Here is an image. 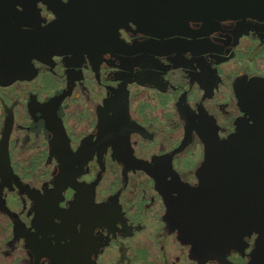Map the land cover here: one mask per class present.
<instances>
[{
	"label": "flooded vegetation",
	"instance_id": "1",
	"mask_svg": "<svg viewBox=\"0 0 264 264\" xmlns=\"http://www.w3.org/2000/svg\"><path fill=\"white\" fill-rule=\"evenodd\" d=\"M20 1L23 28L56 15ZM119 36L38 51L0 78V264H249L255 231L223 261L193 257L164 194L195 184L206 142L250 118L264 17L164 35L129 20Z\"/></svg>",
	"mask_w": 264,
	"mask_h": 264
},
{
	"label": "water",
	"instance_id": "2",
	"mask_svg": "<svg viewBox=\"0 0 264 264\" xmlns=\"http://www.w3.org/2000/svg\"><path fill=\"white\" fill-rule=\"evenodd\" d=\"M17 1L0 0L1 79L21 75L41 50H76L81 41L118 44L119 27L129 20L138 30L164 35L186 31L190 19L210 27L226 17H264V0H45L55 17L23 28ZM20 2L25 10L31 7L30 0ZM251 82L258 93L246 102L250 118L238 119L227 136L206 142L195 184L181 183L176 193L164 194V219L201 260L223 261L255 231L248 262L264 264V76Z\"/></svg>",
	"mask_w": 264,
	"mask_h": 264
}]
</instances>
